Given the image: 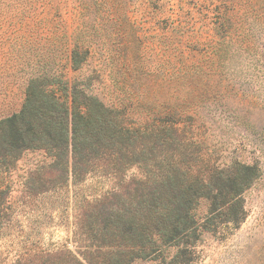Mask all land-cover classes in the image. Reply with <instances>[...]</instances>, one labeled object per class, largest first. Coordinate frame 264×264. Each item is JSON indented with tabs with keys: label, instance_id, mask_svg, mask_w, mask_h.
I'll return each instance as SVG.
<instances>
[{
	"label": "rangeland",
	"instance_id": "rangeland-1",
	"mask_svg": "<svg viewBox=\"0 0 264 264\" xmlns=\"http://www.w3.org/2000/svg\"><path fill=\"white\" fill-rule=\"evenodd\" d=\"M40 76L139 124L181 120L179 134L199 141L192 163L257 165L246 220L205 233L192 264H264V0H0V122L21 111ZM13 165L0 174L9 207L0 264L88 256L95 201L121 180L97 173L103 163L74 180L71 152L61 161L30 150ZM140 177L133 168L123 187ZM207 210L202 201L198 216Z\"/></svg>",
	"mask_w": 264,
	"mask_h": 264
},
{
	"label": "trees",
	"instance_id": "trees-1",
	"mask_svg": "<svg viewBox=\"0 0 264 264\" xmlns=\"http://www.w3.org/2000/svg\"><path fill=\"white\" fill-rule=\"evenodd\" d=\"M82 56L73 51L74 69ZM126 113L76 84L69 88L40 76L30 80L21 111L0 122V174L25 152L43 150L61 161L71 152L76 181L96 163L105 166L94 168L97 173L121 180L108 198L95 201L85 229L93 251L82 258L70 253L72 258L53 264H192L205 233H226L247 218L244 195L259 177L257 165H215L204 155L192 163L194 153L200 155L199 141L179 134L181 120L139 124ZM133 168L141 177L123 187ZM6 195L0 185V226L9 210ZM202 201L208 210L199 217Z\"/></svg>",
	"mask_w": 264,
	"mask_h": 264
}]
</instances>
